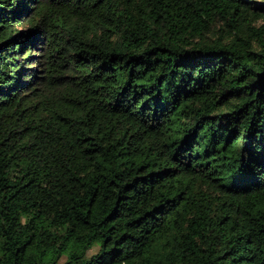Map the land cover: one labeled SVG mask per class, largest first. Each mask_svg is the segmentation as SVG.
<instances>
[{"label": "trees", "instance_id": "obj_1", "mask_svg": "<svg viewBox=\"0 0 264 264\" xmlns=\"http://www.w3.org/2000/svg\"><path fill=\"white\" fill-rule=\"evenodd\" d=\"M0 264H264V0H0Z\"/></svg>", "mask_w": 264, "mask_h": 264}]
</instances>
